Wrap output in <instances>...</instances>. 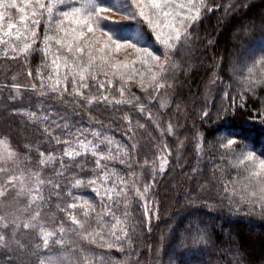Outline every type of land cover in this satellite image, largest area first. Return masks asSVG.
<instances>
[{"label":"trees","instance_id":"trees-1","mask_svg":"<svg viewBox=\"0 0 264 264\" xmlns=\"http://www.w3.org/2000/svg\"><path fill=\"white\" fill-rule=\"evenodd\" d=\"M8 3L0 6L4 32L9 20L21 23L19 9ZM180 4L187 0H176L177 11L194 7L200 15L195 21L178 17L190 26L180 41H170L174 48L163 43L174 29L102 12L124 25L120 35L131 39L142 32L139 43L131 42L160 60L130 45L101 54L104 41L89 40L97 59L82 82L80 70L89 57L87 51L77 54L75 45L67 50L73 21L57 25L45 12L36 17L34 42L23 29L19 39L4 36L18 46L31 44L27 53L5 55L8 44L0 43V136L8 138L12 157L29 174L4 185L0 223L8 222L13 240L23 245L21 264H170L169 253L175 264H264V208L241 198L256 186L236 166V156L222 148L231 139L237 155L251 151L264 158V0H195L183 9ZM66 10L57 5L53 21ZM106 32L92 35L106 38ZM121 72L132 78L122 79ZM156 72L160 76L153 81ZM73 78L77 87L89 85L80 88L84 95L75 91ZM89 141L98 145L95 151ZM69 150L80 155L69 157ZM145 185L147 195H138ZM101 189H111V197L98 195ZM85 208L90 219L80 229L69 214L83 219ZM41 228L56 233L48 248ZM113 231L124 238L117 240ZM61 238L64 244L56 242ZM110 243L117 246H105ZM19 259L11 247L0 248V264Z\"/></svg>","mask_w":264,"mask_h":264},{"label":"snow or ice","instance_id":"snow-or-ice-1","mask_svg":"<svg viewBox=\"0 0 264 264\" xmlns=\"http://www.w3.org/2000/svg\"><path fill=\"white\" fill-rule=\"evenodd\" d=\"M7 0H0V6H4ZM195 0H187L186 4H180L179 8L183 9L188 5H194ZM57 5H63L67 9L66 11H60L58 13L59 17L62 19L58 21H53V10L57 7ZM8 7L18 8L21 15L19 16V21L21 22L18 26L16 23L9 22L7 23V31L4 32V24L3 21L6 18L5 12H0V43L8 44V49L5 50V55L8 54L10 50L13 54L19 53H27L31 47V44L25 42L22 46H18L16 43H12L10 41H6L4 36L7 35L9 37L15 36L17 39L21 37V30L23 29L24 35L27 40H31L34 42V38L36 37L37 26L40 23V19L36 17L43 18L44 13H47V19L49 22L55 23L57 25H62L64 20L73 21L76 27L71 28L72 38L67 43V50L73 51V46L75 45V52L77 54L84 53L87 51L88 53V60L84 65L83 69L80 70L79 75V82L85 80V73L89 71L90 68L93 67L94 61L97 59L93 55L94 45L93 43H89V40L94 42H99L103 40V47H100L98 51L101 54H104L106 49L112 48L114 51H119L122 45H130L133 48H136L137 51H141L145 54V57L153 58L156 61L160 60V57L156 55L154 52L150 51L147 48H137V43H139L143 39V34L140 31H136L131 39L120 35V29L124 26L119 21H112L111 17H106L101 15L102 12L106 11H116V12H123L131 17L132 20L138 21L140 18H143L144 21H147L149 24L153 25L155 28H168L174 29V35L170 31L167 34V39L163 41V43L168 46L169 48L176 47V43L170 41H180L182 38V34L186 36L188 34V27L185 26V20L179 19L178 17H185L189 18L192 21H195L196 18L200 15L199 8L189 7L188 12L177 11L176 10V0H80V6L77 7L75 5L74 0H51L50 3H44L43 0H20L17 3V0H10V3L7 4ZM29 9L31 12L29 13ZM195 12V15H190V13ZM161 17L164 18L163 23H161ZM177 23H179L182 27H176ZM29 24L33 25L34 27L31 28L29 31ZM15 29V32L13 30ZM62 32L65 35L69 34V29L61 28ZM97 30H99L102 34L106 32L105 36L96 37L94 34ZM115 37V38H114ZM55 39L54 36L49 37L45 36V40ZM132 40H136L137 43H132ZM58 43L63 44V40H58ZM83 45V46H81ZM101 60H107V57L104 55L100 56ZM144 63H148L147 59H144ZM56 68H59L58 64H55ZM122 62H117L116 64H112L113 68H116ZM135 62H133L134 64ZM167 63V59L165 62ZM260 63L264 64V57L261 58ZM129 65L124 62L123 67L127 68ZM99 70L103 71V66H97ZM161 71H164L163 65H160ZM251 71V69H249ZM31 74V73H30ZM122 79H131L132 76H125V73H117ZM160 76L159 72H156L152 76V80L156 81ZM93 78L95 75L93 74ZM64 89L67 90V81L68 76H64ZM60 80L57 79L55 84H59ZM72 83L75 87V91L80 92V95H84L83 92L80 91V88H88L89 85L87 83H80L77 87L78 81L73 78ZM111 83V81H109ZM55 87V85H53ZM162 86V85H158ZM35 87V85L33 86ZM100 87L103 88L104 84L100 83ZM124 88H120L121 94H123ZM101 99H106V96L100 97ZM97 99V97H92V100ZM115 102V101H114ZM131 102V101H129ZM33 115H35L33 113ZM205 115H208L206 112ZM96 136H100L99 132L95 133ZM99 143H103V140H100ZM0 144H3L5 147L8 146L9 141L6 136H0ZM88 145L92 147V150L95 151L98 145L92 144L91 141L88 142ZM88 145H85L87 147ZM222 148L228 151H231L233 155L236 156L235 164L238 168H242L244 172L247 173L245 179L248 180L249 184H255V190L248 192L246 195H242V199L250 204V205H259L261 208H264V158L257 157L253 152L248 151H241L238 155L235 153V149L233 148V141L229 139L226 144L222 145ZM10 156H14L15 152L9 153ZM67 156L71 157L73 155H80L79 152H75L74 150H69L66 153ZM103 155L102 153L100 154ZM99 160H97V165H99ZM167 161H163V164H166ZM162 164V167H163ZM105 179H107V173H104ZM9 179H12L11 177ZM81 181L77 180L76 185H80ZM59 187V185H57ZM245 187H248L246 184ZM148 186L145 185V191L143 193L137 189L138 195H147ZM98 195L108 196L111 197L112 190L108 189H101L97 193ZM119 195L120 193H116ZM33 199H37L36 196H33ZM42 199V197H40ZM71 208H76L75 204L70 205ZM95 209L93 208L92 211ZM109 211H111L109 209ZM38 216L39 213H36ZM72 221L75 225H78L80 229H84L86 224H88L90 216H89V209L85 208L83 211V219H77L76 215L70 213L69 214ZM3 218H0L2 220ZM96 219H99L97 217ZM120 223V221H117ZM30 224H25L24 227H30ZM60 233L65 232V228L61 226L59 228ZM41 234L43 237V247L48 248L49 246V239L55 238L56 233L52 231H46L45 229L41 228ZM127 234V229H124V235ZM91 235V234H87ZM112 235L115 236L117 240L123 239V236H117L116 233L113 231ZM200 239H203V235L201 234ZM100 239H104L103 236ZM57 243L64 244V240L61 238L56 241ZM106 247H114L117 245L114 244H107ZM12 248L15 255H17L20 259L17 261V264H21L23 259V253L21 249L23 245L20 244L19 241H14L12 235L9 232V224L8 222L4 221L0 223V248L9 249ZM39 247V246H37ZM35 264V261H33ZM41 264H44L41 261ZM170 264H175V261H170Z\"/></svg>","mask_w":264,"mask_h":264},{"label":"rangeland","instance_id":"rangeland-1","mask_svg":"<svg viewBox=\"0 0 264 264\" xmlns=\"http://www.w3.org/2000/svg\"><path fill=\"white\" fill-rule=\"evenodd\" d=\"M165 93L162 95L165 97ZM12 151L7 146L0 144V193L4 190V185L9 182H19L29 178V174L24 170L22 165L18 164L12 156L9 155ZM12 179H9V178ZM172 253L166 255L167 262L171 261Z\"/></svg>","mask_w":264,"mask_h":264}]
</instances>
